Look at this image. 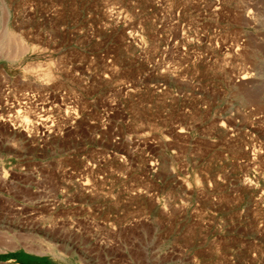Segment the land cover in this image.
Wrapping results in <instances>:
<instances>
[{
  "label": "rangeland",
  "instance_id": "374dc122",
  "mask_svg": "<svg viewBox=\"0 0 264 264\" xmlns=\"http://www.w3.org/2000/svg\"><path fill=\"white\" fill-rule=\"evenodd\" d=\"M0 264H264V0H0Z\"/></svg>",
  "mask_w": 264,
  "mask_h": 264
},
{
  "label": "bare ground",
  "instance_id": "6f19581e",
  "mask_svg": "<svg viewBox=\"0 0 264 264\" xmlns=\"http://www.w3.org/2000/svg\"><path fill=\"white\" fill-rule=\"evenodd\" d=\"M250 16V15H249ZM247 79H248V77L246 76V75H243V76H241L240 77V81L242 82V83H244V82H246L247 81ZM248 82V81H247ZM246 84V83H245ZM243 86V85H242ZM18 113H20V111H18ZM46 118H47V116H46ZM46 120V119H45Z\"/></svg>",
  "mask_w": 264,
  "mask_h": 264
}]
</instances>
